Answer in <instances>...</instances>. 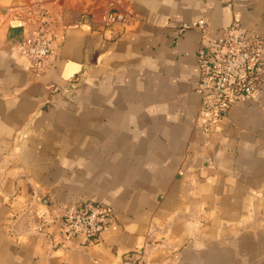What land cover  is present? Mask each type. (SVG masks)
<instances>
[{
    "label": "crops",
    "instance_id": "1",
    "mask_svg": "<svg viewBox=\"0 0 264 264\" xmlns=\"http://www.w3.org/2000/svg\"><path fill=\"white\" fill-rule=\"evenodd\" d=\"M36 5L39 71L21 48ZM234 21L264 35V0H0V264H264V85L201 120L202 38L181 28ZM96 204L97 234L68 235Z\"/></svg>",
    "mask_w": 264,
    "mask_h": 264
},
{
    "label": "built area",
    "instance_id": "2",
    "mask_svg": "<svg viewBox=\"0 0 264 264\" xmlns=\"http://www.w3.org/2000/svg\"><path fill=\"white\" fill-rule=\"evenodd\" d=\"M33 30L21 44L34 71L42 70L50 53L47 12L36 5L25 11ZM129 17L110 5L106 22H127ZM182 29L200 32L201 42L196 53L199 69L197 92L201 96L198 116L205 122L225 117L237 102L253 101L264 85V35L247 31L234 21L221 30L215 39L207 36V25L194 22ZM103 204L77 206L61 219L68 235L85 233L95 236L110 217Z\"/></svg>",
    "mask_w": 264,
    "mask_h": 264
}]
</instances>
